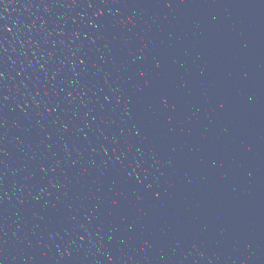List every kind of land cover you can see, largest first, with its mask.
<instances>
[{"label": "water", "instance_id": "1", "mask_svg": "<svg viewBox=\"0 0 264 264\" xmlns=\"http://www.w3.org/2000/svg\"><path fill=\"white\" fill-rule=\"evenodd\" d=\"M0 264H264V0H0Z\"/></svg>", "mask_w": 264, "mask_h": 264}]
</instances>
